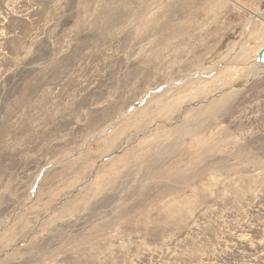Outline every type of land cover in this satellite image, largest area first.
<instances>
[{
    "label": "rangeland",
    "instance_id": "1",
    "mask_svg": "<svg viewBox=\"0 0 264 264\" xmlns=\"http://www.w3.org/2000/svg\"><path fill=\"white\" fill-rule=\"evenodd\" d=\"M261 49L264 0H0V264H264Z\"/></svg>",
    "mask_w": 264,
    "mask_h": 264
},
{
    "label": "bare ground",
    "instance_id": "2",
    "mask_svg": "<svg viewBox=\"0 0 264 264\" xmlns=\"http://www.w3.org/2000/svg\"><path fill=\"white\" fill-rule=\"evenodd\" d=\"M248 13V12H247ZM255 18H260V16H255ZM262 53H264V49H261L260 51H259V53H258V55H257V57H258V60H259V62L261 63V65L259 66V68H263L264 67V61L261 59V55H262ZM256 75V74H255Z\"/></svg>",
    "mask_w": 264,
    "mask_h": 264
},
{
    "label": "water",
    "instance_id": "3",
    "mask_svg": "<svg viewBox=\"0 0 264 264\" xmlns=\"http://www.w3.org/2000/svg\"><path fill=\"white\" fill-rule=\"evenodd\" d=\"M261 59L264 61V53H262V55H261Z\"/></svg>",
    "mask_w": 264,
    "mask_h": 264
}]
</instances>
